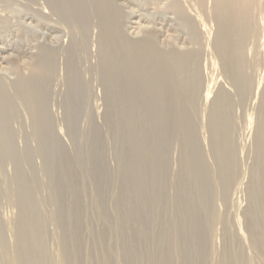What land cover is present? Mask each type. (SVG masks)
<instances>
[{"label":"rangeland","instance_id":"1","mask_svg":"<svg viewBox=\"0 0 264 264\" xmlns=\"http://www.w3.org/2000/svg\"><path fill=\"white\" fill-rule=\"evenodd\" d=\"M26 3L31 7L29 0L0 6V75L12 80L29 75L40 45L59 48L66 40ZM118 3L130 36L150 34L165 50L191 47L192 35L170 0ZM263 65L251 66L242 91L233 86L218 131L209 123L215 102L196 100L187 117L148 122L122 114L88 117L86 109L97 111L96 104H80L71 132L55 128L44 141L36 138L35 147H25L30 140L21 122L25 146L14 136L13 147L0 151V264H9L13 253L20 264L264 263V251L254 246L264 242Z\"/></svg>","mask_w":264,"mask_h":264},{"label":"bare ground","instance_id":"2","mask_svg":"<svg viewBox=\"0 0 264 264\" xmlns=\"http://www.w3.org/2000/svg\"><path fill=\"white\" fill-rule=\"evenodd\" d=\"M3 1L0 0V6ZM29 1L35 12H38L37 16L41 13L40 16L66 33V40L59 48L40 45L36 60L29 67V75H20L16 80L0 75L1 152L13 147L14 136L16 140L19 138V146L22 144L24 147L28 141L25 142L21 135L24 129L30 140L25 147L34 143L36 138L51 134L55 128L60 135L71 132L74 126L72 121L79 112L78 106L88 105L93 101L97 111L87 108L85 115L88 117L102 115L106 118L104 114L111 117L122 114L127 118L142 117L146 119L145 122L155 120L156 117H187L193 113L192 105L195 100L202 103L215 102L217 118L214 116L215 121L209 123H213V126L216 123L215 130L218 131L223 124H220L222 110L225 109L222 107L223 102L232 99L231 94L235 92H232L233 86L240 91L244 85L248 86L251 82L249 69L264 60V0H175L173 3L170 0L169 9L181 19L179 20L192 35L189 42L191 47L183 50L173 47L172 50L162 49L150 34L141 38L130 36L122 11L124 8L120 7L118 0ZM26 5L30 7L27 3ZM170 10L168 11L171 12ZM261 79L262 82H258L262 85L264 75ZM262 96L264 100L263 87ZM101 106L106 112L100 110ZM204 106L209 110L207 104ZM21 122L24 124L23 130L18 126ZM219 134L218 132L216 136ZM45 143L49 146L51 141ZM7 165L10 169L12 163ZM11 217H6L9 224ZM9 237L11 243L15 242L14 235ZM254 246L257 250L264 251V242ZM16 255L13 253L8 256L9 264H20L22 260L19 261L20 256ZM60 255L57 252L55 257Z\"/></svg>","mask_w":264,"mask_h":264}]
</instances>
